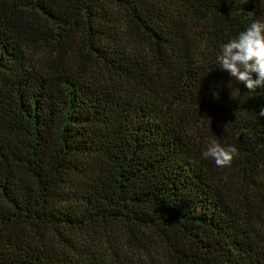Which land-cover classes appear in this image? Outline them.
<instances>
[{
    "label": "trees",
    "instance_id": "16d2710c",
    "mask_svg": "<svg viewBox=\"0 0 264 264\" xmlns=\"http://www.w3.org/2000/svg\"><path fill=\"white\" fill-rule=\"evenodd\" d=\"M258 18L264 0H0V264H264V97L215 63Z\"/></svg>",
    "mask_w": 264,
    "mask_h": 264
},
{
    "label": "clouds",
    "instance_id": "9594fccd",
    "mask_svg": "<svg viewBox=\"0 0 264 264\" xmlns=\"http://www.w3.org/2000/svg\"><path fill=\"white\" fill-rule=\"evenodd\" d=\"M218 71L227 73L230 80L243 85L251 98L257 93L264 97V19H255L236 36L223 43L215 56ZM264 118V104L255 113ZM239 151L234 145L224 146L216 140L209 141L202 152L204 159H211L217 167L231 166Z\"/></svg>",
    "mask_w": 264,
    "mask_h": 264
}]
</instances>
